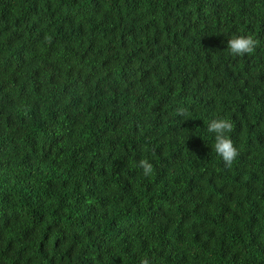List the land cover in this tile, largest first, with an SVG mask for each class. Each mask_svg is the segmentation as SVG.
<instances>
[{
    "label": "trees",
    "instance_id": "16d2710c",
    "mask_svg": "<svg viewBox=\"0 0 264 264\" xmlns=\"http://www.w3.org/2000/svg\"><path fill=\"white\" fill-rule=\"evenodd\" d=\"M0 264H264V0H0Z\"/></svg>",
    "mask_w": 264,
    "mask_h": 264
},
{
    "label": "clouds",
    "instance_id": "9594fccd",
    "mask_svg": "<svg viewBox=\"0 0 264 264\" xmlns=\"http://www.w3.org/2000/svg\"><path fill=\"white\" fill-rule=\"evenodd\" d=\"M256 43L250 36H233L228 43V52L233 56L250 55L254 52ZM176 114L185 116L186 109L178 108ZM231 130L232 124L227 118L213 119L207 129L209 133H214V151L228 165H231L238 155L229 136ZM140 167L143 169L144 176L152 173L153 165L148 160L140 161Z\"/></svg>",
    "mask_w": 264,
    "mask_h": 264
}]
</instances>
